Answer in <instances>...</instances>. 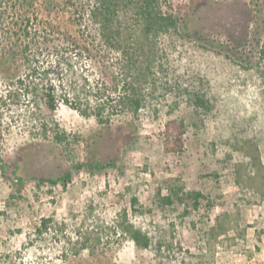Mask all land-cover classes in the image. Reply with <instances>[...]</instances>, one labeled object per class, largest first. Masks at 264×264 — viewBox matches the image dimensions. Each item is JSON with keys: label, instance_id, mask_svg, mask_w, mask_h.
Returning <instances> with one entry per match:
<instances>
[{"label": "rangeland", "instance_id": "obj_1", "mask_svg": "<svg viewBox=\"0 0 264 264\" xmlns=\"http://www.w3.org/2000/svg\"><path fill=\"white\" fill-rule=\"evenodd\" d=\"M193 23L205 38L155 39L168 50L161 60L169 61L167 75L149 46L140 49L144 38L108 44L116 71L129 63L123 46L138 58L141 69L122 76L148 99L109 126L63 100L69 79L97 86L113 77L103 63L67 48L51 78L60 96L55 118L79 137L74 158L40 134L36 104L0 63V264H264V0H214ZM148 59L157 64L153 95L142 74ZM189 75L204 78L216 97L203 121L186 101L176 106L159 96L167 78ZM180 131L182 150L175 149ZM94 155L103 163L92 169ZM68 170L66 185L48 180ZM192 191L205 196L198 207ZM43 218L52 221L39 233ZM128 223L150 236L149 247L133 241Z\"/></svg>", "mask_w": 264, "mask_h": 264}, {"label": "trees", "instance_id": "obj_2", "mask_svg": "<svg viewBox=\"0 0 264 264\" xmlns=\"http://www.w3.org/2000/svg\"><path fill=\"white\" fill-rule=\"evenodd\" d=\"M213 1L0 0V63L10 71V77H18L20 83L25 86V93L36 104L34 115L40 123V134L59 144L66 157L74 158L79 137L61 127L55 118L60 96L51 78L52 73L57 71L55 67H60L61 61L68 59L67 48L72 46L73 49H79L81 53H86L95 61L103 63L104 68L110 70L109 73L113 77L111 82L97 86L88 85L87 79L80 86L76 85L73 79H69V90L63 100L82 114L94 115L101 124L109 126L113 118L123 110L138 113L147 106L148 99L134 82L129 81L127 76H122L124 71H129V67L141 69L138 58L129 52L128 47L123 46V51L129 54V63H119V67L115 66L118 70L116 71L108 65V44L121 45L117 38H144L140 49L144 50L146 45L149 46L148 56L160 59L158 70L167 75L169 61L161 60L168 58L169 53L167 48L157 46L155 39L163 36L171 40L180 38L190 41L194 38H205L200 30L195 28L193 21L196 11L210 6ZM46 53L56 54V64H44L42 57ZM156 65L155 60L148 59L143 67V78L150 83L149 95H153L158 89L154 77L157 72L154 68ZM67 68L71 69L72 66L68 65ZM19 70L23 71L21 75ZM160 87L159 96L162 95L165 99L168 95L171 96L176 106L186 101L193 109L197 121H203L216 107V97L211 94L209 83L200 76H179V79L173 80L167 78ZM183 133L184 131H180L177 135L175 149L182 150ZM90 157L88 164L92 169L99 168L103 163L102 158L97 155ZM73 167L80 169L82 164L76 161ZM48 180L53 183L63 182L66 185L73 180V174L68 170L62 176ZM172 195H176V192L173 191ZM172 195L162 196V199L166 203H173ZM187 195L193 198L196 207L205 197L201 191H192ZM131 202L137 210L138 195L133 194ZM51 221V218H43L40 226L36 228L38 232L41 233L42 228L47 229ZM125 230L138 246H150V236L141 228L128 223Z\"/></svg>", "mask_w": 264, "mask_h": 264}]
</instances>
